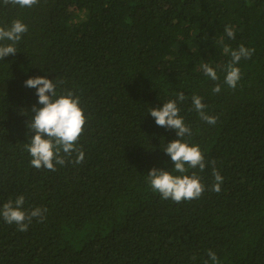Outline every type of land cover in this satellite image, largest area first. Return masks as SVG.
<instances>
[{
	"label": "trees",
	"instance_id": "16d2710c",
	"mask_svg": "<svg viewBox=\"0 0 264 264\" xmlns=\"http://www.w3.org/2000/svg\"><path fill=\"white\" fill-rule=\"evenodd\" d=\"M15 19L28 30L0 59V210L23 195L22 210L40 208L42 218L19 231L0 216V264H264V0H0V27ZM241 44L255 51L234 65L233 89L225 69ZM37 76L79 98L80 164L73 152L56 171L31 166L26 124L43 105L24 82ZM169 100L191 129L182 142L198 145L206 165H185L204 192L179 203L147 181L152 168L181 175L163 151L176 130L149 113Z\"/></svg>",
	"mask_w": 264,
	"mask_h": 264
},
{
	"label": "clouds",
	"instance_id": "9594fccd",
	"mask_svg": "<svg viewBox=\"0 0 264 264\" xmlns=\"http://www.w3.org/2000/svg\"><path fill=\"white\" fill-rule=\"evenodd\" d=\"M37 3L38 0H3L4 5L13 4L22 8L32 7ZM27 30V26L19 19L13 20L7 28L0 27V42H9L0 43V59L18 52L16 45L21 40L22 34ZM224 31L228 37L234 38L235 32L231 26H225ZM224 51L227 53L229 49L225 47ZM254 51V49L249 50L243 44L240 45L238 50L231 51L232 59L226 66L224 78V82L229 87L235 89L241 79L240 69L234 65L238 64L242 58H250ZM201 68L211 80L217 81L219 79L216 70L210 67L209 64L204 63ZM60 83H63V81L54 84L53 80L45 76L29 78L24 82L25 87L36 89L38 103L43 105L39 108L32 107L31 111L35 115L26 124L30 133H34V135H31L30 143L25 146V150L31 156V166L37 169L43 167L56 171L55 164L64 165L65 157L72 156L73 152L77 154L74 160L76 164H80L84 160V152L75 145L84 130L85 116L79 106V98L75 97L71 91L64 95H57V85ZM212 91L219 93L221 91L220 85L216 84ZM177 99L183 102L186 96L183 92H178ZM191 99L199 117L208 124L214 125L217 118L206 114L204 111L206 105L202 103V98L193 95ZM149 113L155 118V123L158 126L176 130L178 139L167 143L163 151L170 156L174 164L172 170L181 174L173 175L170 171L152 168L147 174L150 187L154 192L159 193L162 199H171L177 203L199 198L204 192V185L195 173L191 176L184 173L187 172L188 168L195 169L197 166L203 171L206 167L204 156L198 145L189 146L188 143L182 142V138L186 134L189 137L191 136V129L185 125L183 118L179 115L177 101L169 100L163 104L162 108H151ZM213 175L216 182L211 186V190L220 192L223 178L215 169ZM24 202V196L20 195L14 202L9 199L0 210V216L3 217L5 222L15 223L19 231H26L28 223L31 222L33 217L42 218L40 208H35L30 212L22 210ZM43 211H46V209ZM26 220L28 223H25ZM208 256L213 262L218 259L211 250H209Z\"/></svg>",
	"mask_w": 264,
	"mask_h": 264
}]
</instances>
